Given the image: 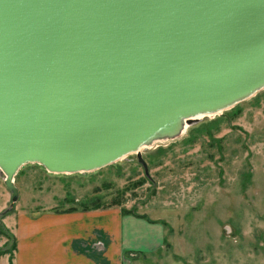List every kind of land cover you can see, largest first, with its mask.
Segmentation results:
<instances>
[{
  "label": "water",
  "instance_id": "obj_1",
  "mask_svg": "<svg viewBox=\"0 0 264 264\" xmlns=\"http://www.w3.org/2000/svg\"><path fill=\"white\" fill-rule=\"evenodd\" d=\"M264 87V0H0V170L89 171Z\"/></svg>",
  "mask_w": 264,
  "mask_h": 264
},
{
  "label": "rangeland",
  "instance_id": "obj_2",
  "mask_svg": "<svg viewBox=\"0 0 264 264\" xmlns=\"http://www.w3.org/2000/svg\"><path fill=\"white\" fill-rule=\"evenodd\" d=\"M139 153L148 176L135 152L79 172L26 162L13 176L15 207L4 213L9 192L0 170V249L10 264H24L25 235L38 236L43 217L71 210L132 211L159 225L158 246L116 253L110 264H264V87ZM103 237L94 226L71 244L107 263Z\"/></svg>",
  "mask_w": 264,
  "mask_h": 264
},
{
  "label": "crops",
  "instance_id": "obj_3",
  "mask_svg": "<svg viewBox=\"0 0 264 264\" xmlns=\"http://www.w3.org/2000/svg\"><path fill=\"white\" fill-rule=\"evenodd\" d=\"M69 211L41 220L39 235L26 231L24 264H100L92 257L75 252L72 242L84 239L96 226L103 232L105 257L110 264L112 256H123L127 251H150L161 242L160 227L142 217L120 211ZM8 252L0 255L1 264H10ZM13 264V261H12ZM191 264V263H174Z\"/></svg>",
  "mask_w": 264,
  "mask_h": 264
},
{
  "label": "trees",
  "instance_id": "obj_4",
  "mask_svg": "<svg viewBox=\"0 0 264 264\" xmlns=\"http://www.w3.org/2000/svg\"><path fill=\"white\" fill-rule=\"evenodd\" d=\"M121 212L123 214H132V215H135V216H138V217H142V218H144V219H146V220H148L150 222H153L152 220L146 218V216L144 214H140V213H136V212H132V211H124V210H122ZM5 252H8V251L7 250L0 249V255L3 254V253H5Z\"/></svg>",
  "mask_w": 264,
  "mask_h": 264
},
{
  "label": "bare ground",
  "instance_id": "obj_5",
  "mask_svg": "<svg viewBox=\"0 0 264 264\" xmlns=\"http://www.w3.org/2000/svg\"><path fill=\"white\" fill-rule=\"evenodd\" d=\"M202 115H198V116H196L197 118H199V117H201ZM187 128V125L185 124L184 125V128H183V131L181 132V133H183L184 132V130ZM155 141H157V140H155ZM146 146H148L147 144L146 145H142L141 147H146Z\"/></svg>",
  "mask_w": 264,
  "mask_h": 264
}]
</instances>
